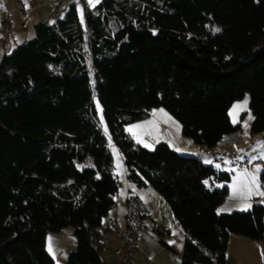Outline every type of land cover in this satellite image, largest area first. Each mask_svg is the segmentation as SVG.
<instances>
[{
    "label": "trees",
    "instance_id": "16d2710c",
    "mask_svg": "<svg viewBox=\"0 0 264 264\" xmlns=\"http://www.w3.org/2000/svg\"><path fill=\"white\" fill-rule=\"evenodd\" d=\"M34 28L0 60V264H55L45 234L67 226L77 245L66 264L101 263L118 191L112 143L128 181L154 188L181 225V264H225L230 235L263 236L264 195L219 213L229 172L165 142L145 149L125 128L163 107L212 148L238 128L228 110L249 93L250 132H262L264 0H95L83 20L70 2Z\"/></svg>",
    "mask_w": 264,
    "mask_h": 264
},
{
    "label": "rangeland",
    "instance_id": "374dc122",
    "mask_svg": "<svg viewBox=\"0 0 264 264\" xmlns=\"http://www.w3.org/2000/svg\"><path fill=\"white\" fill-rule=\"evenodd\" d=\"M55 2V3H52ZM95 0H92L94 2ZM75 2L81 20H83L84 6L90 4L89 0H0V60L3 55L34 37L35 25L39 21L55 22L53 11L55 6L67 10L69 3ZM23 23L25 25L23 26ZM219 29L213 26L212 30ZM247 99V105L243 109L234 106L243 104ZM97 117L105 130L102 116V106L99 101H94ZM230 121L238 128L225 134L216 146L208 148L205 145L194 143L189 137L182 134L181 126L177 119L163 107L153 109L145 118L130 123L126 131L135 144L145 149L152 150L160 142L170 143L177 147L181 155L192 156L200 159V155L186 146L196 147L198 150L208 152L219 149L233 153L237 159L262 160V166L255 171L240 169L236 166L223 168L230 173V181L226 183L228 193L223 202L218 206L219 213H230L234 211H248L254 201L260 200L263 189L260 183V175L264 172V130L260 133H251L250 125L252 117L250 109V95L245 93L241 98L234 100L228 110ZM247 123V127H245ZM141 127H135V126ZM132 129V131H129ZM233 141H235L233 143ZM221 142V143H220ZM189 144V145H186ZM147 145V146H146ZM184 148V149H183ZM225 149V150H224ZM113 157V172L118 180V191L116 198L126 196L128 193L136 195L139 188L136 183L126 178V168L122 153L115 145H111ZM211 158H213L211 156ZM213 167L218 164L213 160ZM256 178L253 184L252 178ZM148 188L141 186L143 198L148 199L149 214L146 217L145 228L138 240V255L135 264H181L184 250L185 234L181 225L176 220L169 204L150 185ZM130 189V190H129ZM251 190V194H249ZM146 199V200H147ZM75 228L67 226L59 232L47 231L45 234V249L53 257L55 264H66L68 255L75 250L77 242ZM106 240L101 252L100 264H117L113 253V243L117 241ZM119 242V241H118ZM225 264H264V233L260 239H250L240 235H230L225 251Z\"/></svg>",
    "mask_w": 264,
    "mask_h": 264
},
{
    "label": "built area",
    "instance_id": "2783aa9c",
    "mask_svg": "<svg viewBox=\"0 0 264 264\" xmlns=\"http://www.w3.org/2000/svg\"><path fill=\"white\" fill-rule=\"evenodd\" d=\"M52 3L55 2L52 1ZM64 12V9L55 6L53 11L55 21L61 19ZM24 25L25 23H23ZM83 56L87 58V52H84ZM211 156L222 169L236 166L240 169L255 171L256 168L263 165L262 160L257 157L254 159H237L233 153L227 151L214 149L211 151ZM148 212L149 208L145 202L137 195L128 193L124 198L123 225L121 226L115 218L109 217L107 219L108 227L119 237V242L113 243L112 246L117 264H135V258L138 255V240L144 227L143 218Z\"/></svg>",
    "mask_w": 264,
    "mask_h": 264
},
{
    "label": "crops",
    "instance_id": "0c3cea01",
    "mask_svg": "<svg viewBox=\"0 0 264 264\" xmlns=\"http://www.w3.org/2000/svg\"><path fill=\"white\" fill-rule=\"evenodd\" d=\"M58 1H60V0H58ZM152 111V110H151ZM150 111V112H151ZM128 126V125H127ZM223 138V137H222ZM222 138L219 140V141H221L222 140ZM218 141V142H219ZM216 143L215 144V146L217 145V144H219V143ZM235 141H233V143H234ZM221 143V142H220ZM113 144V143H112ZM111 144V145H112ZM186 145H189V144H186ZM170 146H171V148H173L174 150H176L177 152H178V149L177 148H182V147H177V146H174V145H172L171 143H170ZM188 149H186L185 148V150H194L193 152H197L199 155H200V159L205 163V164H209V165H212V166H214L213 164H212V162H213V158H211V155H209L208 154V152H203L202 150H198L196 147H191V146H186ZM220 148H223V146H219V149H217V150H223V149H220ZM184 149V148H183ZM225 150V149H224ZM225 151H227V150H225ZM219 186L221 185V184H218ZM144 187H145V189L146 188H148V186L147 185H143ZM151 187V186H150ZM141 186L139 187V188H137L136 189V195L143 201V202H145L147 205L149 204L148 203V199L147 198H143V195H142V192H141ZM154 189V188H153ZM130 190V189H129ZM124 198H125V196H121L119 199H118V197L117 198H115V205L113 206V208L110 210V212H109V214H108V217H112V218H115L116 219V221L122 226L123 225V215H124ZM147 199V200H146ZM150 205V204H149ZM148 205V208L150 207ZM148 214H149V212H148ZM148 214L143 218V221L145 222V220H146V217L148 216ZM145 228V225H144V227H143V229ZM142 233H143V230L141 231V233H140V237H141V235H142ZM106 240H112L111 242H113V241H119V237L114 233V232H108L107 234H106ZM108 241V242H109ZM117 241V242H118Z\"/></svg>",
    "mask_w": 264,
    "mask_h": 264
},
{
    "label": "snow or ice",
    "instance_id": "6c2138e0",
    "mask_svg": "<svg viewBox=\"0 0 264 264\" xmlns=\"http://www.w3.org/2000/svg\"><path fill=\"white\" fill-rule=\"evenodd\" d=\"M89 2L91 3L92 0H89ZM96 2H99V0H96ZM216 31H219V29H217ZM246 105H247V99L243 102V104H240V105H236V106H234V111H235L236 109H243V108L246 107ZM251 118H252V117H251V115L249 114V119H251ZM135 127H141V126L137 125V126H135ZM245 127H247V123H245ZM129 131H132V129H129ZM146 146H147V145H146ZM252 182H253V184L256 183V178H255V177L252 178ZM207 183H208V182L205 181V184H207ZM249 194H251V190H249ZM260 195H264V193H260Z\"/></svg>",
    "mask_w": 264,
    "mask_h": 264
}]
</instances>
